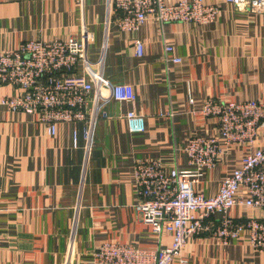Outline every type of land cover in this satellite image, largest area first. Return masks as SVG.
Here are the masks:
<instances>
[{
    "label": "crops",
    "instance_id": "1",
    "mask_svg": "<svg viewBox=\"0 0 264 264\" xmlns=\"http://www.w3.org/2000/svg\"><path fill=\"white\" fill-rule=\"evenodd\" d=\"M204 2L218 9L209 22L150 17L122 29L109 0H0V50L76 35L87 48V62L96 64L88 69L80 62L77 71L105 80L97 114L57 123L53 133L35 113L0 103V264H95L91 253L102 242L141 249L170 244L171 233H154L138 219L135 162L159 160L167 170L185 169L190 137L221 142L216 119L200 112L206 99L264 104V12L227 0ZM115 84L126 85L135 99L114 100ZM19 92L0 84V100ZM96 95L95 88L90 105ZM129 111L142 116L141 131L129 129ZM262 146V130L252 142L224 146L194 190L213 196L243 157ZM237 193L248 197L242 187ZM227 214L264 220V209L242 204ZM168 264H264V250L249 243L247 231L228 243L190 237Z\"/></svg>",
    "mask_w": 264,
    "mask_h": 264
},
{
    "label": "built area",
    "instance_id": "2",
    "mask_svg": "<svg viewBox=\"0 0 264 264\" xmlns=\"http://www.w3.org/2000/svg\"><path fill=\"white\" fill-rule=\"evenodd\" d=\"M227 1L238 9L264 12V0ZM109 2L122 29H135L150 17L159 23L200 24L211 21L218 10L204 0ZM135 48L137 55H141L140 42L135 43ZM86 50L83 40L76 35L65 40H25L15 48L0 50V84L20 89L17 94L2 97L0 103L9 111L35 113L49 133L55 131L57 123L86 121L91 114L96 115L105 97L99 89L105 80L96 72L77 71L80 62H87ZM170 50V46H165L166 52ZM86 67L90 69L96 64L87 62ZM95 88L98 95L90 105ZM110 97L117 101L135 99L124 84L113 85ZM200 112L216 119L221 142L216 138L190 137L184 147L189 164L185 169L167 170L159 160H138L134 164L138 219L150 224L154 233H171L170 244L141 249L125 243L102 242L91 253L95 264H168L190 237H214L228 243L243 231L248 232L249 243L254 248L264 250V220L255 217L236 220L227 214L236 204L264 209V146L246 154L241 166L222 180L213 196L194 190L203 170L218 162L224 146L252 142L260 130L264 132V104L256 100L209 98L204 100ZM127 119L131 131L143 129L142 116L129 111ZM73 143H76L75 135ZM241 187L248 197L238 195ZM216 214L219 216L215 217Z\"/></svg>",
    "mask_w": 264,
    "mask_h": 264
}]
</instances>
